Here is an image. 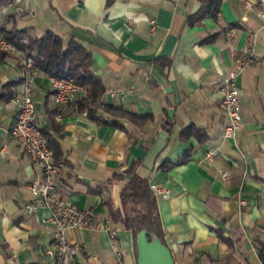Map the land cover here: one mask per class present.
I'll return each mask as SVG.
<instances>
[{
	"label": "crops",
	"instance_id": "obj_1",
	"mask_svg": "<svg viewBox=\"0 0 264 264\" xmlns=\"http://www.w3.org/2000/svg\"><path fill=\"white\" fill-rule=\"evenodd\" d=\"M9 1L0 0V37L25 28L31 36L50 29L64 43L75 38L90 50L91 69L105 88L97 121L78 107L82 93L59 109L49 76L32 77L37 123L61 150L57 191L94 214L91 223L67 232L79 244L76 261L116 264L114 243L124 264H137L136 238L110 218L108 205L120 206L122 186L137 174L162 189L155 193L161 238L174 264H261L264 0H248L249 9L242 0H219L214 14H200L201 0ZM229 28L234 35L226 41ZM245 45L257 62L237 76L241 125L234 138L225 137L228 116L218 86ZM0 53V264H46L53 231L42 221L47 210L27 214L23 207L41 164L9 137L22 56L17 48ZM108 89L119 93L112 97ZM104 104L151 119L139 125L116 117L121 127L107 124ZM214 147L218 154L209 162L204 152Z\"/></svg>",
	"mask_w": 264,
	"mask_h": 264
},
{
	"label": "built area",
	"instance_id": "obj_2",
	"mask_svg": "<svg viewBox=\"0 0 264 264\" xmlns=\"http://www.w3.org/2000/svg\"><path fill=\"white\" fill-rule=\"evenodd\" d=\"M244 6L249 9L251 2L242 0ZM14 2H8L12 6ZM234 35V30L229 28L225 32V39L229 41ZM23 45L28 43L27 37L20 39ZM15 47L4 37H0V51L10 52ZM22 56L23 77L20 88L13 94L11 101L16 105V116L10 129L9 137L15 140L24 153L41 164L40 174L34 176L28 184L30 198L24 203V210L32 214L40 208L47 210V215L42 219L53 227L51 242L45 248L44 254L48 259L46 264H79L75 255L79 250V244L70 241L67 232L74 228L86 226L93 221L94 214L88 208L78 206L70 198L62 197L57 191L55 175L61 167V163L53 158V150L49 147L41 127L37 123V110L33 100V79L38 74H44L35 61L20 51ZM257 59L251 48L245 45L240 53H235L231 67L218 86V93L222 107L225 109L228 121L224 126L225 137H235L241 125V96L237 84V76L249 65L256 63ZM52 85V98L59 109H64L74 102L77 93L85 95L83 86L72 77L49 76ZM110 96L115 97L119 92L108 89ZM218 154L217 148H210L204 152L205 160L211 162ZM225 175V174H224ZM155 193L162 191L160 187L153 188ZM104 228L108 235L114 239L115 230L106 222ZM116 264H124L123 250L112 244ZM264 264V259L261 260Z\"/></svg>",
	"mask_w": 264,
	"mask_h": 264
},
{
	"label": "trees",
	"instance_id": "obj_3",
	"mask_svg": "<svg viewBox=\"0 0 264 264\" xmlns=\"http://www.w3.org/2000/svg\"><path fill=\"white\" fill-rule=\"evenodd\" d=\"M201 1L200 14L209 11L214 14L217 11L219 0ZM2 35L15 48L32 58L35 65L45 75L72 77L80 83L85 90V95L77 101L78 107L85 110L92 119L101 121L95 117L94 113L96 105L101 104L100 97L105 88L99 76L91 69V53L88 48L75 38H70L64 43L61 36L50 29L41 36H31L25 28L4 30ZM24 36L28 39V43L25 45L20 41ZM102 107L110 116L103 119L102 122L118 127H121V123L116 117L127 118L139 125L151 119L150 114H139L116 104H104ZM41 131L49 147L53 150L54 160L58 161L61 155L58 142L49 139L44 129L41 128ZM182 161L179 160L178 163ZM108 205L110 218L122 227L129 229L134 239L140 229H146L162 240L156 194L147 179L133 174L121 188L120 206L115 207L111 203Z\"/></svg>",
	"mask_w": 264,
	"mask_h": 264
},
{
	"label": "water",
	"instance_id": "obj_4",
	"mask_svg": "<svg viewBox=\"0 0 264 264\" xmlns=\"http://www.w3.org/2000/svg\"><path fill=\"white\" fill-rule=\"evenodd\" d=\"M135 244L137 264H174L170 248L154 233L140 229Z\"/></svg>",
	"mask_w": 264,
	"mask_h": 264
},
{
	"label": "rangeland",
	"instance_id": "obj_5",
	"mask_svg": "<svg viewBox=\"0 0 264 264\" xmlns=\"http://www.w3.org/2000/svg\"><path fill=\"white\" fill-rule=\"evenodd\" d=\"M7 11L10 12V8H7Z\"/></svg>",
	"mask_w": 264,
	"mask_h": 264
}]
</instances>
